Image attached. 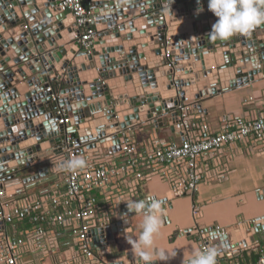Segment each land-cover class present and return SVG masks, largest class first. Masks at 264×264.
Masks as SVG:
<instances>
[{
  "label": "water",
  "instance_id": "1",
  "mask_svg": "<svg viewBox=\"0 0 264 264\" xmlns=\"http://www.w3.org/2000/svg\"><path fill=\"white\" fill-rule=\"evenodd\" d=\"M90 1L97 40L81 48L74 19L57 8L59 0H0V178L30 173L67 135L93 151L113 142L118 150L121 130L160 124L185 99L199 103L264 76V24L211 41L218 18L208 0ZM196 62L201 68L191 74ZM51 83L69 114L65 126L58 125L44 95ZM263 224L255 221L248 233L239 227L234 236L221 232L220 252L249 246L257 234L264 239ZM112 250L120 254L116 241Z\"/></svg>",
  "mask_w": 264,
  "mask_h": 264
},
{
  "label": "built area",
  "instance_id": "2",
  "mask_svg": "<svg viewBox=\"0 0 264 264\" xmlns=\"http://www.w3.org/2000/svg\"><path fill=\"white\" fill-rule=\"evenodd\" d=\"M57 8L74 19L77 44L89 48L97 40L91 1L59 0ZM164 56L171 59L168 51ZM52 84L46 90L50 113L58 118V125L65 126L69 114L60 107ZM250 102L251 98L245 101ZM194 104L185 99L176 106L175 115H168L173 119V132L181 137L179 142L151 134L140 142L136 132L141 123L120 131L118 150L102 145L93 151L90 144H80L67 135L61 148L36 161L32 168L39 175L45 169L42 177L51 182L36 200L27 197L22 186L18 185L19 191L15 192L7 184L24 183L25 179H18L21 174L12 179L0 178V264H42L45 260L49 264H131L125 252L113 253L116 238L112 235L132 233L130 220L139 213L130 212L127 201L138 200L146 182L157 178L169 186L174 197L194 196L204 179L210 177L209 166L203 164L210 156L247 142L264 149V111L252 118L223 115L218 129L212 131L204 117L196 114ZM73 156L84 157L87 167L76 172L55 170L54 165ZM192 216L195 225L185 233L195 240L199 250L216 246L220 255L225 249L220 252L221 241L217 238L223 231L200 226L197 220L201 213L195 204ZM239 227L248 233L255 228V221L242 222L237 224ZM216 240L219 243L213 244ZM258 248L252 244L236 248L230 257ZM35 257L37 262L31 261ZM233 264H264V250L254 263L238 258Z\"/></svg>",
  "mask_w": 264,
  "mask_h": 264
},
{
  "label": "crops",
  "instance_id": "3",
  "mask_svg": "<svg viewBox=\"0 0 264 264\" xmlns=\"http://www.w3.org/2000/svg\"><path fill=\"white\" fill-rule=\"evenodd\" d=\"M136 26L137 22L131 23L130 30ZM182 64L188 68L190 61L184 60ZM209 64L210 61L205 62V65ZM200 68L201 63L196 62L194 70L190 73L194 74ZM89 72L92 75L95 71ZM55 78L58 79L56 74L51 77L52 80ZM44 95L45 97L49 96L47 93ZM249 98H251V102L246 104L245 101ZM194 105L196 106V114L204 117L212 131L218 129L219 120L223 115L236 118L255 117L264 111V76L247 85L205 97ZM163 119L162 123L156 125L141 123L136 132L138 140L142 142L148 139L151 134L157 139L179 142L181 137L176 132L171 131L169 124L173 119L168 115L164 116ZM114 144L115 142L112 143V150L116 149ZM203 164L209 166L210 173L208 174L210 177L204 179L194 196L174 197L169 186L157 178H152L146 182L140 190L138 200L152 196L161 202L162 229L157 238V247L164 248L170 253L175 250L176 253L175 256L166 261L157 259L154 264H186L190 262L193 250L199 249L195 240L185 233L195 225L192 216L194 204L198 206L201 213L197 220L200 226L208 229L219 228V230L233 234L232 236L234 233L237 234V224L264 220V149L249 142L243 145L235 144L231 148L224 149L222 153L210 156L209 160ZM32 172L31 175L33 176L36 172ZM31 175L26 178L20 176L18 179L26 180ZM42 178L22 185L25 194L31 200H36L44 190L51 186L50 178ZM7 184L12 185L11 188L16 189V192L21 181L18 183L8 182ZM134 218L139 219L140 229H135L132 222ZM142 222L143 213L131 218L132 233L129 235L132 236L128 235L130 241L138 238L142 231ZM262 228H264V224ZM260 235L257 234V242L252 236L254 241L252 246L254 248L259 246L258 249L246 251L240 255L236 252L234 257H230V254L224 250L218 255L219 264H233L238 258L254 263L258 253L264 250V239L260 238ZM241 242L246 243V240H241ZM218 243L217 240L213 241V244ZM123 252L129 253L131 264H143L135 255L131 244L120 254ZM34 260L37 262L36 257L31 259V261Z\"/></svg>",
  "mask_w": 264,
  "mask_h": 264
},
{
  "label": "clouds",
  "instance_id": "4",
  "mask_svg": "<svg viewBox=\"0 0 264 264\" xmlns=\"http://www.w3.org/2000/svg\"><path fill=\"white\" fill-rule=\"evenodd\" d=\"M208 9L218 18L208 33L211 41H227L237 34H248L257 25L264 24V0H208ZM198 11H203V8ZM86 167L87 161L81 156H73L54 165L55 170L60 172H76ZM127 208L130 212L143 213L142 231L137 239L130 241L140 261L154 264L157 259L166 261L175 256V250L170 253L156 245L162 229L161 202L148 196L144 200L127 201ZM218 254L216 246L203 251L195 249L190 264H217Z\"/></svg>",
  "mask_w": 264,
  "mask_h": 264
},
{
  "label": "rangeland",
  "instance_id": "5",
  "mask_svg": "<svg viewBox=\"0 0 264 264\" xmlns=\"http://www.w3.org/2000/svg\"><path fill=\"white\" fill-rule=\"evenodd\" d=\"M34 171V170H32ZM24 172V174L21 175V177L26 178L27 176L31 175V173L33 172ZM133 225L135 226V229H140L141 228V224L139 225V219L138 218H134L133 219ZM132 236V235H129ZM129 236H114L112 235V237L116 238V249L120 252L124 251V249L130 245V239ZM42 264H49L47 260H45V262H43Z\"/></svg>",
  "mask_w": 264,
  "mask_h": 264
},
{
  "label": "trees",
  "instance_id": "6",
  "mask_svg": "<svg viewBox=\"0 0 264 264\" xmlns=\"http://www.w3.org/2000/svg\"><path fill=\"white\" fill-rule=\"evenodd\" d=\"M56 87H57L56 84H52V88H53L54 92L56 91Z\"/></svg>",
  "mask_w": 264,
  "mask_h": 264
}]
</instances>
